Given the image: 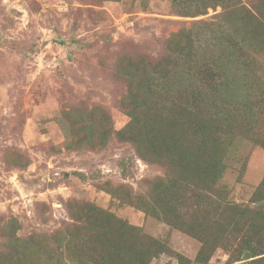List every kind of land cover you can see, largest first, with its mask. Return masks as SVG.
<instances>
[{
    "label": "rangeland",
    "instance_id": "374dc122",
    "mask_svg": "<svg viewBox=\"0 0 264 264\" xmlns=\"http://www.w3.org/2000/svg\"><path fill=\"white\" fill-rule=\"evenodd\" d=\"M176 1L0 0V264H89L81 241L70 250L86 233L116 263L142 245L161 249L151 264H229L222 249L197 261L200 241L122 202L168 172L115 135L143 79L182 56L176 34L219 23L223 11L191 17ZM102 118L115 131L108 145L74 147L85 122ZM233 150L221 183L240 209L257 210L264 149L241 140Z\"/></svg>",
    "mask_w": 264,
    "mask_h": 264
},
{
    "label": "trees",
    "instance_id": "16d2710c",
    "mask_svg": "<svg viewBox=\"0 0 264 264\" xmlns=\"http://www.w3.org/2000/svg\"><path fill=\"white\" fill-rule=\"evenodd\" d=\"M180 1L179 11L191 17L221 8L220 22L176 34V59L182 56L143 79L141 103L129 113V125L115 133L109 120L85 122L86 140L74 147L95 146L94 139L107 146L114 133L142 145V158L168 172L146 181L144 193L124 196L125 205L200 241L197 261L222 249L229 264H264V180L251 199L257 210L240 209L221 183L238 141L264 149V0ZM70 241L76 252L82 242L80 258L89 264H151L162 253L159 246L140 245L116 263L89 233Z\"/></svg>",
    "mask_w": 264,
    "mask_h": 264
}]
</instances>
